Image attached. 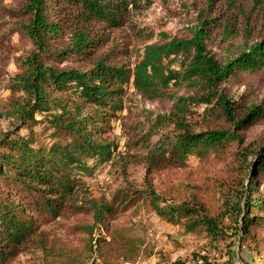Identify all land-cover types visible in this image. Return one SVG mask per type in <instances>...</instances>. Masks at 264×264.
<instances>
[{
  "label": "trees",
  "instance_id": "trees-1",
  "mask_svg": "<svg viewBox=\"0 0 264 264\" xmlns=\"http://www.w3.org/2000/svg\"><path fill=\"white\" fill-rule=\"evenodd\" d=\"M11 3L0 0V64L15 67L5 113L13 128L0 134V264L31 252L57 264H89L93 256V264H133L144 239L112 223L140 204L210 245L239 237L250 264H264V195L256 185L264 183V139L246 144V133L264 125V98L253 102L245 88L236 100L227 89L249 78L264 84V0H207L180 35L146 37L133 67L121 63L128 52L114 33L129 26L135 0ZM130 86L170 107L137 121L114 163L112 122ZM193 159L199 180L224 164L231 179L158 191L154 177L190 173ZM110 164L143 167L147 187L128 182L108 199L80 202L82 178ZM82 215L93 224L75 227L88 245L86 255H73L45 227Z\"/></svg>",
  "mask_w": 264,
  "mask_h": 264
},
{
  "label": "rangeland",
  "instance_id": "rangeland-1",
  "mask_svg": "<svg viewBox=\"0 0 264 264\" xmlns=\"http://www.w3.org/2000/svg\"><path fill=\"white\" fill-rule=\"evenodd\" d=\"M206 1L135 0V4L131 8L129 26L114 33V43L121 51L128 52L120 57L121 63L133 67L144 47L146 37L151 34H153L152 42L157 40L160 33H168L171 36L180 35L186 24L195 18L197 10L205 6ZM4 4L6 6L13 5L11 0H4ZM13 41L17 43V39ZM14 71L13 64L9 66L0 64V134L13 128V120L5 116V113L8 110L10 97L8 82L13 77ZM245 88L251 93L253 102L264 98V84L257 79L249 78L247 86L241 88L228 86L227 89L230 98L237 100L246 90ZM169 107V103L147 101L137 94L132 86L126 88L123 96V110L113 120L110 133L111 140L118 145V149L114 152V163L122 162L121 153L126 152L125 145L128 139L125 135L131 131L137 121L148 116V113H152L154 116L166 113ZM246 134V144L264 139V125H256ZM192 161L193 170L190 173H163L154 177L153 183L157 186L158 191L167 185L178 183L192 185L196 189H204L207 184L212 187L215 179L222 181L231 179V172L227 170L228 164H224L208 173L207 177L202 179L205 183L199 180V176L203 174L199 171L200 162L195 159ZM123 169L119 164L114 166L110 164L99 170L93 178L83 177L81 181H85V184L80 188L77 199L80 202L108 199L113 191L128 182L133 183L137 188L147 187L143 167L129 165L125 171ZM256 185L264 195V183L261 182V179L256 180ZM90 224H93L91 215L67 219L59 218L55 223L46 226L45 230L50 233L52 239L58 240L60 246L65 250L68 249L73 255H86L84 252L88 245V238L75 227ZM112 224L133 227L136 234L144 239L145 243L140 256L133 264H172L176 260L190 264L203 256H207L212 264H250L252 262L249 244H241L239 237L232 236L231 242L227 244L210 245L206 240L186 233L183 227L167 222L150 207L147 208L142 204L133 207ZM95 259L96 256H93L89 264H93ZM13 264L57 263L41 253L31 252L21 254ZM97 264L103 263L97 259Z\"/></svg>",
  "mask_w": 264,
  "mask_h": 264
},
{
  "label": "built area",
  "instance_id": "built-area-1",
  "mask_svg": "<svg viewBox=\"0 0 264 264\" xmlns=\"http://www.w3.org/2000/svg\"><path fill=\"white\" fill-rule=\"evenodd\" d=\"M93 181H95V179H92Z\"/></svg>",
  "mask_w": 264,
  "mask_h": 264
}]
</instances>
